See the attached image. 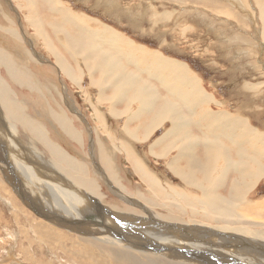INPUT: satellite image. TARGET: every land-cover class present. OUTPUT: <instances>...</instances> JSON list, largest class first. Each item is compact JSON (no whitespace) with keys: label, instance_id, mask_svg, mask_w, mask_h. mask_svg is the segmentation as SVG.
<instances>
[{"label":"rangeland","instance_id":"374dc122","mask_svg":"<svg viewBox=\"0 0 264 264\" xmlns=\"http://www.w3.org/2000/svg\"><path fill=\"white\" fill-rule=\"evenodd\" d=\"M42 1L44 3L41 0H35L33 5L37 3L42 9L45 4V1ZM20 2H23V8L17 7L19 6L18 0H0V17L3 13H6L9 20H14L15 26L18 28V35L20 36L18 41V39L9 40L3 35L5 32L4 26L8 22L4 21L2 16L0 20L4 24L0 21V50L9 54V59L16 65H18V62L12 53L17 52V49L25 51L34 60L30 68L23 70L25 73L31 75L33 79L28 80L32 78L28 77L27 80L22 82L15 81L12 76L9 78L6 70L7 65L0 64V79L3 83H6V87L8 86L7 92L10 91L11 95L15 93L12 97L17 101L20 108L19 114L15 113L18 115L17 118H12L6 110L0 109V112L7 113L5 115L2 114L0 118V162H2L0 164V264H119L116 259L109 257L110 253H106L103 249L101 250L90 245L89 242L86 243L82 238H79L84 237V235H91L92 233H78L76 230L66 229L59 226V224L55 226L53 222H49L50 219H45L46 217L44 216L46 214L42 211L43 206H39L36 209V206L33 204L34 199L27 192L30 191L28 181L34 184L31 182L32 177L35 182L40 180L38 183L40 188H47L49 184L52 186L55 183L53 178H48V170L46 167H43V164L44 166L57 165L58 171L63 178L68 176L74 178L76 172H80L81 170L86 173L89 165H76L68 169L65 164L66 157L48 153V149L44 144L43 146L38 144L35 125L26 129L22 122L25 119L22 117V114L30 118L31 121H34L33 124L38 123L36 124L37 133L40 131V127L43 126L42 128L45 129L44 133H47L45 140H53L57 145L59 144V148L74 160H77L76 162L87 161L86 156L89 154V146L94 143L96 132L103 136L101 141H107L105 140L107 138L116 143L114 145H117V147H112V144L109 145L113 151L118 153L114 164L116 163L122 170L120 173L122 176L121 181L130 190L128 191L130 192L129 194L139 195L140 197L143 195L142 198L144 199L136 198L133 195L129 196L122 192L123 196L125 195V197L131 199V202L134 203V205H126V203L117 200L116 195L118 194L114 193V191L112 192V189H110L109 186L114 188V184H108L111 183L108 179L98 176V178L100 177V183H97L101 187L99 190L104 196V199L101 198L102 200L107 199L105 201H111L110 203L115 202L118 206L122 207L123 211L133 217L137 215L135 214V209L133 210L136 207V210L141 212L146 210L150 211L151 214L170 212L177 216H185L184 218L178 217V219L187 220L188 217H191L194 220L205 221L206 224L192 223L199 226L203 225V227L191 230L190 234L204 237L205 227L219 231L222 230V232L226 231V233H235L238 239H242V241H236V244L237 247L243 248L246 261L256 260L257 258L263 259L264 242L248 238H258L259 235L264 237V178L252 180L249 186L244 191H239L237 195L234 192L232 194L231 189L237 180H241L243 177L241 174H237L233 169H230L228 174H225L226 176L218 181V186L221 188L217 192H213L215 196L213 208L226 214L232 212V215H239L242 217L241 221L231 216H229L228 222L203 219V214L201 215L203 210L201 209L202 211L198 214V208H194L197 206L191 200H194V198L202 199L203 190L209 188L207 187L209 184L207 176H209L211 170L208 163L212 162L215 153L221 152V157L219 156V160L221 161H218L217 166L216 163L212 162L211 167L214 169L216 166L219 172L220 169L228 167L225 165L226 160L233 167L237 166L241 168L243 166L245 168L243 170L246 172L250 169H255V165L260 166L262 171L264 170V156H260L257 152H254L252 150L253 147L250 146L251 142L245 137L250 134L252 128L254 131H260L258 134L264 137V48L262 47L263 36L261 33L263 24L262 19L259 18V15L257 16V6L255 7L257 0H59L58 2L63 5L62 8L71 10L75 14L82 13L83 16L90 18L91 21L93 19L98 20L103 24L99 25L100 30H102L101 26H106L108 35L104 44H99L81 26L65 24L64 26L68 31L78 33L76 36L88 37L91 45H94V47L108 54L110 57H114L121 65L127 67V70L120 68L117 71L109 68L105 71L93 68L92 66L95 62L100 63L99 57H95L93 61L91 60L89 66H86L85 62L88 58L83 54L78 56L69 53L64 46L63 36L58 35L57 37L50 31L51 27L47 25L46 31L48 35H46L47 33L44 34L54 39L61 49L62 56H65L75 67L72 79L64 73H58V71L53 69L55 60L47 50L46 45L43 44L42 40L32 39L35 29L30 22L29 24L26 21V18L29 19L33 15V12H29L28 14V11L31 10L28 6H32V3H29L27 0H20ZM42 12H44L43 9ZM46 15L51 19L59 20V17L63 13L61 11H53ZM24 23L27 28H25ZM26 29L28 35H24ZM115 35H117L116 40L114 39ZM121 37L143 49L157 52L171 60L176 59L179 63L186 66L187 71L193 69L195 71L193 73L201 81V84H199L202 88H200L202 94H196L194 102L197 103L199 100L205 99L208 96L205 92H208L211 94L212 101L216 102L218 100V106L216 107L219 110L218 113H222L220 110H223L229 117H232V120L227 118L222 120L217 119V129L214 128L208 134H205L203 132L204 129H200L203 127L202 122H193V115L186 114V108L181 107V110L185 114L176 113L177 117H185L186 121L193 122V125L199 128V135L195 133L194 136L197 138L193 136L194 138L192 139L195 142L198 141V145L200 144L201 146L200 151L197 152H203L204 148L203 156L201 157L194 154V151L189 153V159L192 161L191 165L187 167H185V164L179 165L180 174L184 177V180L178 179L175 173L168 169V165L163 163V141L160 136L158 140L156 139L161 129L152 135V138L155 137L154 139L147 137L150 131L154 129L148 127L157 126L162 122L158 124L153 123L156 119H161L155 111L160 98L157 99L156 104L153 105L154 107H152V104H143L145 100L148 101L152 96L159 97L162 93L164 94L165 88L168 93L163 101L167 99L168 102L174 101L182 106V99L177 94H174L173 90L167 88L166 82L165 86H163L159 77L149 75V66L145 61L130 60L123 55V51L121 53L117 51L118 48L115 44ZM28 43H31V45L29 46ZM105 60L109 62L110 58H105ZM174 67L178 68L177 66ZM43 70L44 72H42ZM19 72L22 75V70L18 71V75L20 76ZM181 72L178 68L174 71L160 73V75L162 77H171L172 88H174L178 77H173L172 75H179ZM104 76L108 77L107 83L114 84V86L109 85L106 88L103 82ZM75 78H77V81H74ZM179 78L181 79L182 77L180 76ZM34 79L41 89L31 83L32 81L34 82ZM91 79L100 80V84L91 85ZM182 85L186 90L191 89L189 85L187 88L183 82ZM36 86L39 89H36ZM58 91L61 92V95ZM143 94H147L146 99L136 100L135 96ZM119 96H124V98L117 101L116 98ZM51 99L53 102L55 100V103L51 104ZM28 102H33V104H28ZM187 102H189L187 107L192 108V103L189 100ZM165 103L167 101L163 102V104ZM201 104V107L205 106V103L201 102ZM142 106H147V108L144 109ZM225 108L230 111L225 110ZM21 110L24 112L21 113ZM63 112L70 113L71 117L77 119V125L79 124L83 128V137L85 138H83L82 146L63 132L60 121L56 122L58 121V113L64 115ZM4 116L8 117L7 120H9L11 126L8 124V127H3L2 121H5ZM122 116L125 118L124 123L118 120ZM21 117L22 119H20ZM237 119L245 125L249 123L252 128L245 127L244 124L239 122H233ZM224 121L226 122L223 123ZM214 122L216 120H213V122L209 120L207 126H210ZM9 127L17 133L18 141L23 146L21 144V146H17V144L11 145L7 136V133H9L7 131L10 130ZM124 127L127 129L126 132H124ZM241 133L244 134L239 136ZM114 135L116 138H114ZM182 139L185 143H194L192 139L183 137ZM149 142L151 143L149 144ZM260 144L256 143V146L260 148ZM125 146L127 148L123 149ZM29 149H31L30 152ZM125 149L126 151H124ZM129 153L133 154L129 155ZM168 153L172 155L174 152L169 151ZM13 155L19 157L22 162L10 158ZM121 156L123 157L121 158ZM135 156L147 166L146 169L155 179H159H156L158 190L162 189L166 194L170 193V197L163 194L168 198L167 200L166 198H161V196L150 197L151 193H153L151 191L152 188L141 180L139 172L135 169V162H133ZM133 157L134 159H132ZM50 160L52 163H50ZM32 161L34 163L38 162L39 167L37 168L36 164H32ZM19 166L22 169H19ZM11 167H13L12 170L15 169L20 173V179H22L23 183H26L25 190L22 191L20 181L13 178L10 170ZM90 167L97 169L93 164ZM38 170L42 171V174H39ZM50 170L54 173L52 167ZM41 175L45 180H41ZM190 176L191 179L189 178ZM7 177H9V182L6 180ZM195 177L199 179H195ZM186 182H189V186L186 185ZM222 184H226L225 187H222ZM108 189L111 191H108ZM81 193L88 199V195L95 196L91 191L84 190ZM171 193H174L173 196ZM174 195L175 197L176 195L180 196L181 199H173L169 203L168 200H171V197H174ZM99 201L103 205L106 204L101 200ZM146 201L147 205H145ZM150 202L151 205L149 204ZM166 203L167 205L169 204L170 210L168 208L165 209ZM92 209L94 207L87 203L86 210L95 212ZM103 212H106V210H103ZM144 215L146 216V214ZM139 216L135 218L140 219ZM149 220H152V218H149ZM98 223L104 225L102 221ZM107 223L110 224L111 222ZM140 226L138 227L139 229ZM222 226L228 229L224 230ZM119 229L121 228H118V231L122 232ZM231 240L232 245L235 242V237ZM96 241L94 240V242ZM71 245H74L75 248L77 245H79V248L86 245H90V247L86 246L82 248V250L87 252L84 253L79 250H72L70 248ZM234 249L237 250L235 247H232L231 250ZM153 250L159 254L155 255L154 253V256L158 258L162 257V259L165 258V254H163L164 257L161 256L162 250H157L155 247ZM166 258L170 259L168 256ZM145 263L151 262L146 259Z\"/></svg>","mask_w":264,"mask_h":264},{"label":"bare ground","instance_id":"6f19581e","mask_svg":"<svg viewBox=\"0 0 264 264\" xmlns=\"http://www.w3.org/2000/svg\"><path fill=\"white\" fill-rule=\"evenodd\" d=\"M27 1L29 3H32V6L29 7L24 2L28 6V8L32 10V11L29 10L28 14H29V12L30 13L33 12V15L30 16V18L28 17L29 19L26 18V21H28V23L30 22L35 29V34H32V37H33L32 39L36 38V40H38V39L42 40L43 44L46 45L47 50L49 51V53L52 55L53 59L55 60V64H54L53 69L58 71V73H64L66 76H68L70 79H72V76H73L74 71H75V67L66 59L65 56L64 57L62 56L61 49H60L59 45L55 43L54 39L50 35H49L50 37L46 36V35H48V33L46 31L47 25L51 27L50 31L53 34H55L57 37H58V35L63 36L64 46L69 53H71L72 55H78V56L83 54V55H85V57L88 58L85 62L86 66H89V64L91 63V60L93 61V59L95 57H99L100 63L95 62L92 66L93 68H99L102 71H105L107 68L112 69V70H116V71L119 70L120 68L123 70H127V67L121 65L114 57H110L108 54H106V53L102 52L101 50H99L98 48L94 47V45H91V41L88 37L76 36V34H78V33L70 32L64 26L65 24H68L71 26H74V25L81 26L82 28L86 29V31L92 36V39L94 41H97L99 44H104V42L106 41L107 35H108V30H107L106 26H101L102 30H100L99 25H103V24H101L98 20H95L92 18L93 21H91L90 18L83 16L82 13L75 14V13L71 12V10L69 11L66 8H62L63 5L58 2L59 0L58 1L57 0H44L45 4L43 5L42 9L46 14H50L53 11H61L63 13V15H61L59 17V20L58 19H51L44 12L41 13L42 9L40 6H38L37 3H35L33 5V2H35V0L34 1L33 0H27ZM41 2L44 3L42 0H41ZM14 3H15V1H14ZM22 3L23 2H20V0H18L19 6H17V7L23 8ZM255 7L257 10V16L259 15V18L262 19L263 25H262L261 33L263 36L262 47L264 48V0H257ZM25 11H27V10H25ZM1 17H2V19H4V21H7L9 24V26H8V24L6 23V26H4L5 32L3 35L9 40L18 39V41H19L20 36L18 35V32H17L18 28H16V26L14 24L15 23L14 20H12V19L9 20L6 13H3L1 15ZM1 17H0V19H1ZM43 17H45V19H43ZM0 21H2V20H0ZM3 24H4V22H3ZM25 28H27L26 24H25ZM44 33H47V34L45 35ZM19 34H21V33L19 32ZM24 35H28L27 29L25 30ZM114 39L115 40L117 39V35L114 36ZM28 44H29V46L31 45V43H28ZM115 46H117V48H118L117 51L119 53H121V51H123V55L126 56L128 59L134 60V61H136V60L145 61V63L148 64V66H149V70H150L149 75L159 77L162 81V85L165 86V82H166L167 88L170 90H173L172 84H171V77H169V76L162 77L160 75V73L174 71L178 68L182 72L185 69L187 70L186 66L184 64L179 63V61H177L176 59L171 60L170 58H166L157 52H151L149 50L143 49L138 45L130 43V41H127L124 37L119 38L117 40ZM16 51L17 52H13L12 54L15 55V57H16L15 59L17 60L18 65L14 64L9 59L10 58L9 54H7L1 50H0V64H6L7 65L6 70L8 72L7 74L9 76V78H11L10 76H12L15 81L22 82L24 80H27L28 77H32L28 73H25V71H23V70L30 68V66L32 65V62H34V60H32V58L29 55H27V53L25 51H20L19 49H17ZM105 58H110L109 62H107V60H105ZM174 66H177L178 68H175ZM17 70L18 71L22 70V75L19 72V74H20V76H19ZM42 72H44V70ZM184 75H185V78L183 79V83H184V85L187 86V88L189 85L191 87V89L186 90V88H185L183 90L182 88H180L178 90L180 91L182 89V91L177 93V95L180 96V98L182 99L181 105L183 107L187 106L189 104V102H187V100H189L192 103V107H194L196 104H198V102L197 103L194 102V96L196 94H198V95L200 93L202 94V91L200 92V87H199L200 85H197V82H196L197 79L196 80L191 79L193 76L191 78L188 77V73H186V74L184 73ZM189 75L191 76L190 73H189ZM175 76H177L179 78L178 74H176ZM107 78L108 77H105V76L103 78V82L105 84V87L107 88L109 85L114 86V84L107 83ZM32 79H33V77L31 79H28V80H32ZM89 79H90V77H89ZM74 81H77V78H75ZM25 82H27V81H25ZM31 83H33V85H37L35 79H34V82L32 81ZM96 83L100 84V80H95V79L92 80L91 79V85L96 84ZM49 84H51V83H49ZM179 84L182 85L181 80L179 81ZM198 84H199V82H198ZM11 86H10V89H11ZM31 86H32V84H31ZM31 86H30V88H31ZM37 86H36V89H39L38 87H40V86H38V87ZM7 87H6V83H3L0 79V93H1V95H0V103H1L0 109L4 110V111L6 110L7 113L12 116V118H14V117L17 118L18 115H16L15 113L16 112L18 113L20 108H19L17 101L12 97L15 95V93H14V95H11L10 91H9L10 93L7 92ZM40 89H41V87H40ZM32 90H33V88H32ZM42 93H44V92H42ZM167 93L168 92L165 88L164 94L162 93L159 97L152 96L148 101L145 100L143 102V104H145V103L152 104V107H154L153 105H155L157 99L160 98L158 101L157 107L155 106L156 107L155 111H156L158 117H160V118L163 117V118H162V120L156 119L153 123L158 124L163 120L169 119V121L171 123H173V125L181 128V129L183 128L184 131H188L190 129V127H187L186 125H187V123H189L192 126L193 122H194V118H193V122H188L185 120V117L184 118L177 117L176 113H181V114H185V113L181 110L182 106L178 105L174 101L168 102V100L166 99L165 101H167V103L163 104V102H165L163 100L166 97ZM59 94L61 95V92H59ZM181 94H183V95H181ZM146 95L147 94H143L141 96H135V98H136V100H139V99L144 100V99H146ZM16 96H18V95H16ZM200 96H202V95H200ZM123 98H124V96H119L116 99L118 101V100H122ZM55 99H56V97H55ZM1 100H3V102H1ZM127 100H128V97H127ZM51 101H52V99H51ZM26 102H27V100H26ZM33 102L32 103L30 102V103L33 104ZM56 102H57V100H56ZM30 103L28 102V104H30ZM53 103H55V100H54V102L53 101L51 102V104H53ZM91 105H89V106H91ZM143 108L146 109L147 106H144ZM21 111H22L21 113L24 112L23 110H21ZM105 112H104V114H105ZM7 113L6 112L5 113L0 112V118H1L2 114L5 115ZM12 113H14V114H12ZM68 114L70 115V113H68ZM68 114L64 113V115H63L62 113H58V115H57L58 121H56V122L60 121V125L63 129V132L68 134L69 137L72 138V140H74L75 142H77L78 144H80L82 146V143L84 140L83 138H85V137H83V135H84L83 128L81 127V125H79V124L77 125V123H76L77 119L71 117L72 115L69 116ZM9 115H7V116H9ZM7 116H4L5 121H2L4 128L8 127V124H9V120H7V118H8ZM20 116H21V114H20ZM108 116H109V114H108ZM22 117L25 118L22 122L25 125L26 129H29L28 127H30V126L34 127V125H35V133L38 135V137L36 139H37V142L39 145L43 146V144H44V146H46L48 149V151H47L48 153H51L55 156L66 157L65 164L68 167V169H70V167L76 166V165H89L88 171L86 173L83 170H81L80 172H76V175H74L75 176L74 178L69 177V176L66 178H63L62 175L58 171L57 165L56 166H51V165L44 166V164H43V167H46L48 170V172H47L48 178L49 179L53 178V181L55 182L54 185L51 186L49 184L48 185L49 187H47V188H40L38 186V183L40 180L38 182H35V181H33L34 178L32 177L31 182H33L34 184H31L28 181L30 191H27V192L34 199L33 204L36 206V209L39 206H43L42 211H44V213L46 214V216H44V217H46L45 218L46 220L50 219L49 220V222L51 221L50 223L53 222L55 224V226H57L56 224H59V226L65 227L66 229L68 228L70 230H76V232H78V233L79 232H81V233L86 232L87 234L92 233L91 235H88V236L84 235V237H79V238H82L86 243L89 242L90 245H93L97 248H100L101 250L103 249L106 253H110L109 257L112 259L113 258L116 259V261L119 264H146L145 263L146 259H148L151 262V263H147V264H264V258L263 259L257 258L258 260L257 259L256 260H247V261L245 260L244 254H243L244 253L243 248L237 247V244H236V241L239 242V241H242V239H238V236L235 233H232V232L230 233L229 231H227L229 233H226V231L222 232V230L219 231V230H216L213 228L209 229L208 227H205L204 237L195 236L192 233L190 234L191 230L203 227V225L199 226V225H194L192 223L206 224L205 221L194 220L191 217L190 218L188 217L187 220L178 219V217L184 218L185 216H183V215L177 216L176 214H172L170 212H168V213H156V214L155 213L151 214V212L147 211V210L146 211L142 210L143 212H141V211L136 210V207L133 206V207H135V208H133V210L135 209V211H136L135 214H137L139 216L142 213V215L139 216L140 219H136V218H138L137 215L135 216L136 218L133 217L132 215L123 211L122 207L118 206L115 202L110 203L111 201H105L107 199L102 200V199H104L103 198L104 196H103V193H101V191L99 190V189H101V187L99 186V183H100L99 178L100 177L103 179L104 178L108 179L111 182L108 184H114V186H113L114 188H111V186H109L110 189H112V192L114 191V193L118 194V195H116L117 200L126 203V205H129V204L134 205V203L131 202L132 201L131 199L125 197V195L123 196L122 192H124V194L126 193L129 196L133 195L136 198L139 197L141 199H144V198H142L143 197L142 194H141L142 195L141 197L139 195L137 196L134 194H129L130 192H128V191H130V190L125 185H123V183L121 181L122 176L120 174L122 170L116 165V163L114 164L115 158H117L118 153L113 151L109 145V144H112V147H113V146H115L114 144H116V143L112 142L110 139H107V138L105 139L107 141H101L103 136L100 133L98 134L96 132V136L94 137V143H92L91 146L88 145L90 148H89V154H87V156H86L87 161L76 162L77 160H74L71 156L67 155L65 152L62 151L61 148H59V144L57 145L56 142H54L53 140H49V141L45 140L47 133H44L45 129L42 128L43 126L40 127V129L38 128L40 131H38V133H37L36 124H38V123L35 122L36 124H33L34 121H31L30 118L26 117V115L23 116V114H22ZM22 117L20 119H22ZM202 118H204V116ZM9 119H10V117H9ZM55 119H56V117H55ZM198 119H200V118L198 117ZM118 120H120L122 123H124L125 118L122 116V117L118 118ZM205 120H206V118H205ZM209 120H212V122H213V120H215V119L209 118ZM108 121H111V120H108ZM78 122H79V120H78ZM233 122H239V123L244 124L242 121H239V119L234 120ZM2 123H1V125H2ZM19 124H21V123L19 122ZM9 125L11 126V124H9ZM247 125H245V127L252 128V127H250L249 123H247ZM13 126H15V125H13ZM92 126H93V124H92ZM217 126L215 127L216 129H217ZM149 127H151V126H149ZM192 127L196 128L194 125ZM0 129H1V127H0ZM196 130H197V128H196ZM252 130H253V128H252ZM91 131H92V129H91ZM93 131H95V130H93ZM126 131H127V129L124 127V132H126ZM169 131H171V129ZM209 131H211V129L210 130H207V129L203 130V132L205 134H208L207 132H209ZM251 131H250V134L245 136V137L248 139L249 142H251L250 146L253 147L252 150L254 152H257L260 156H264V137L258 134L260 131L259 132L256 130L255 131L253 130L252 132ZM7 132H9V133H7V136L9 138V142L11 143V145L17 144V146H19L21 143H19V141H18L17 133L15 131H13L11 128ZM13 132H15V133H13ZM32 132H34V131H32ZM118 133H120V132H118ZM243 134L244 133H241L239 136H242ZM116 135H117V133H116ZM144 136H145V134H144ZM125 137H127V136H125ZM194 137H196V136H194ZM114 138H116L115 135H114ZM114 138H112V139H114ZM159 138L160 137H158L157 140ZM183 138L192 139V136L190 134H186L183 136ZM241 141H243V139H241ZM4 143H2V144H4ZM150 143L151 142H149V144ZM256 143H258V144L262 143V144H260L261 146L259 145L260 148H258L256 146ZM154 144H152V145H154ZM156 144H157V142H156ZM194 144L198 145V141L197 142L194 141ZM2 146H4V145H2ZM115 147H117V145ZM18 148H20V147H18ZM124 148H127V147L125 146V147H123V149ZM30 151H31V149H29V152ZM124 151H126V149ZM130 154L131 153H129V155ZM123 156H121V158ZM219 156L221 157V152L215 153V156L213 157V160H212L213 163H216V166L218 165V161H221V160H219L220 159ZM10 158L22 162V160L17 156L13 155V157L10 156ZM132 159H134V157ZM188 161H190L189 162V165H190V163H192V161L190 159ZM133 162H135V169L139 172V174H140L139 176H141V180L145 184H147L148 186H150L152 188L151 191L153 193H151V195H150V197L152 196L151 198L156 197V196H161V198L165 199L166 198L165 195L170 197V193L166 194V192L164 190H162V189L158 190L157 180H159V179H157V178H156L157 180L155 179V177L146 169L147 166H145L139 160V158L137 156H135V159L133 160ZM212 162L208 163L209 168L211 170V172L209 173V176H207V178L209 180V184L207 187H209V188L203 190V195H202L203 198L202 199H195V198H194V200L191 199L192 202L197 206L194 208H198V211H199L198 214H200V212L203 210L201 212V215L203 214V219H206L209 221L222 220V221L228 222L229 216L235 218L238 221H241L242 217L239 215H232L231 214L232 212L226 214V213L217 211L213 208V205L215 202V196L213 195V192H217L218 189L221 188L218 186L219 185L218 181L222 180L226 176L225 174H228L230 169H233L237 174H241L243 176L241 178V180H237L234 183V185L231 189V193L233 194V192H234L235 195H237L239 193V191H244L249 186V184L251 183L252 180L264 178V170L262 171L261 170L262 168L260 166L255 165V167H254L255 169H253V170L250 169L248 172H246L243 170V169H245L243 166L241 167L242 169L237 167V166L233 167L232 165H230L228 160H226L225 165L228 167L226 169L225 168L220 169V172H219L218 168L216 166L214 169H212V167H211ZM50 163H52L51 160H50ZM0 164H2V162H0ZM32 164H36L37 168L39 167L38 162L34 163V161H32ZM92 164L97 169L90 167V165H92ZM23 166H25V165H23ZM51 167L54 169V173L50 170ZM18 168L22 169L20 166ZM12 169H13V167H11V169H10L11 173L13 174V178L19 180L20 185H21L20 186L21 190L22 191L25 190L26 183H23L22 179H20V176H19L20 173L17 172L15 169L14 170H12ZM41 172L42 171H39V174H42ZM61 172L63 173V171H61ZM219 174H221V175H219ZM98 176H100V177L98 178ZM6 180L9 182L10 181L9 177H7ZM41 180H45L42 175H41ZM97 182H99V183H97ZM223 187H225V186H223ZM160 188H162V187L160 186ZM84 190L93 192V194L95 196H89L88 195V197H89V199H88L85 195H83L81 193ZM132 190H135V189H132ZM108 191H111V190L108 189ZM131 193H133V192H131ZM31 194H33V195H31ZM146 194H147V191H146ZM163 194H165V195H163ZM171 194L173 196L174 193H171ZM113 195H115V194H113ZM22 196H24V195H22ZM96 196H98V197H96ZM144 197H145V195H144ZM146 197H147V195H146ZM210 198H213V199H210ZM155 199H154V201H155ZM167 199L168 198H166V200ZM173 199L179 200V199H181V197L178 195H176V197H175V195H174V197H171V200L170 199L168 200L169 203L172 202ZM99 200H101L103 203H106V204L103 205ZM133 201H134V199H133ZM99 202H100V204H99ZM162 202H164V201H162ZM87 203H88V205H92L94 207V209H92V210L95 212H89L86 210ZM146 203H147V201L145 202V205H147ZM149 204L151 205V202ZM166 205H167V203H166ZM155 206H156V203H155ZM157 207H158V201H157ZM169 207L170 206L168 204L165 209L168 208L170 210ZM33 208L35 209V207H33ZM140 208H139V210H140ZM103 210H106V212H103ZM135 214H133V215H135ZM144 214H146V216ZM127 215H130V216H127ZM99 216L100 217L102 216V217L100 218ZM173 216H176V217H173ZM194 216H195V214H194ZM141 217H143V218H141ZM61 218H62V221H61ZM149 218L150 219L152 218V220H149ZM155 218H156V220H154ZM97 221L98 222L102 221L104 223V225H102V223L99 224ZM105 221H106V223H105ZM107 222H111V223L108 224ZM84 223H85V225H84ZM139 226H140V229L138 228ZM222 227H224V226H222ZM222 227H220V228H222ZM118 228H121L119 230H121L122 232L118 231ZM225 229H228V228L224 227V230ZM160 233H162V234L159 235ZM79 235H81V234H79ZM82 236H83V234H82ZM177 237H180L181 239L177 238ZM234 237H235V242L231 245V243H232L231 239ZM248 239H251L254 241L257 240L260 242H264V237H262L261 235H259L258 238L252 237V238H248ZM83 240H81V241H83ZM94 240H97L99 242H97V241L94 242ZM90 245H86V246L90 247ZM86 246H82L81 248H79V245H77V247L75 248L74 245H71L70 248H72V250L75 249V250H79L81 252L87 253L86 251L82 250V248H85ZM154 247L157 250H159V249L162 250V252H161L162 254L160 253L161 256H163V254H165L166 256L170 257V259H167L166 256L163 259H162V257L158 258L157 256H154L153 255L154 253H155V255L156 254L159 255L158 252H155V250H153ZM232 247L237 248V250L236 249L231 250ZM71 253H73V252H71ZM172 255L175 256L176 258L173 257ZM183 256H186V257H183ZM216 257H219V258H216ZM11 258H13V257H11ZM174 260H177V261H174Z\"/></svg>","mask_w":264,"mask_h":264},{"label":"crops","instance_id":"0c3cea01","mask_svg":"<svg viewBox=\"0 0 264 264\" xmlns=\"http://www.w3.org/2000/svg\"><path fill=\"white\" fill-rule=\"evenodd\" d=\"M183 72L185 74L188 73V77H190V78L193 76L191 79H194V80L197 79L196 80L197 85H200L201 84L200 79L195 76V74H194L195 71L193 69H191V71H189V70L187 71L185 69ZM183 72H181L179 74L182 77L181 78L182 79V82H183V79L185 78V75H184ZM189 73L191 74V76L189 75ZM175 75L176 74H174L172 76L174 77ZM181 79L178 78L177 79V82L174 85V88H173V91H172L174 94H177L175 92H181L182 89L183 90L185 89L182 85L179 84V81ZM198 82L200 84H198ZM199 87L201 88V85ZM180 88H182V89L179 91L178 89H180ZM205 94H207L208 96L205 99H203V100H199L198 104H196L194 107L189 108L187 106H184V107L182 106L184 109L186 108L185 109L186 114L193 115L192 120L194 118V121H196V122H202L203 127H201L200 129H207V130L214 129L218 125L217 119L218 120H222V119H226L227 118V119H231L232 120V117H229V115L227 113H224L223 110H220L222 113H218L219 110L216 109V107L218 106V100L216 102H214L211 99V94H209L208 92H205ZM181 95H183V94H181ZM201 102L205 103L204 105L206 107L205 106H202L203 107L202 108L201 107V105H202ZM207 105H209V106H207ZM225 110L230 111L227 108H225ZM203 116H204V118H202ZM198 117L201 120L198 119ZM186 118L188 119V117H186ZM205 118H206L207 121L205 120ZM209 118L210 119H215L216 122L212 123L210 126H207L208 125V122H209ZM161 119H159V120H161ZM169 122H170L169 119H167V120H163L157 126L153 125V126L149 127V128H154V129H152L153 131L152 130L150 131V133H149V135L147 137L148 138H151V139H154V138H152V135L156 131H159L161 129L160 134L157 136V138L160 136L162 138V141H163L162 142V147H163L162 155H164L163 156V163L168 165V166L166 165L168 167V169L171 172L175 173V175H176V177L178 179H183L184 177L180 174L179 165L185 164V167L189 166V162H190V161H188L189 160V153L192 152V151H194V154H196V155H198V156L201 157V156H203L204 148H203V152H197V151H200V148H201L200 144L197 145V144H194L193 142H192L193 144L185 143L184 140L182 139V137L184 135H186V134H190L192 136V138H194L193 136H194L195 133L197 135H199V133H198L199 128L196 127L197 128V130H196V128H193L191 126V124L187 123L186 126L187 127H190V129L188 131H184L181 128L173 125V123H171V122L169 123ZM225 122L226 121H224L223 123H225ZM170 129H171V131H169ZM207 133H209V132H207ZM175 134H177V135H175ZM139 137H141V136H139ZM169 151L174 152V153L172 155H170L168 153ZM178 157H181V158H178ZM200 162H201V160H200ZM190 165H191V163H190ZM189 178L191 179V176ZM195 179H199V178H196L195 177ZM184 183H185V181H184ZM186 185L189 186V182H186ZM225 185L226 184H222L221 186L223 187Z\"/></svg>","mask_w":264,"mask_h":264}]
</instances>
